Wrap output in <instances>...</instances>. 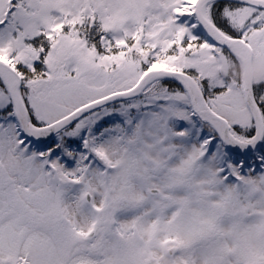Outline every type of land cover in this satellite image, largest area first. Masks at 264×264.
Listing matches in <instances>:
<instances>
[{
  "label": "snow or ice",
  "instance_id": "1",
  "mask_svg": "<svg viewBox=\"0 0 264 264\" xmlns=\"http://www.w3.org/2000/svg\"><path fill=\"white\" fill-rule=\"evenodd\" d=\"M0 264H264V0H0Z\"/></svg>",
  "mask_w": 264,
  "mask_h": 264
}]
</instances>
